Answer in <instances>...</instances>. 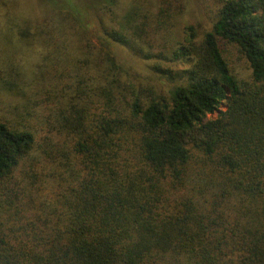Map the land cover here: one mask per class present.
<instances>
[{"label": "trees", "instance_id": "1", "mask_svg": "<svg viewBox=\"0 0 264 264\" xmlns=\"http://www.w3.org/2000/svg\"><path fill=\"white\" fill-rule=\"evenodd\" d=\"M221 1L167 53L170 17L148 0H96L104 40L83 44L71 3L53 29L80 39L50 83L3 74L19 99L0 110V264H264V0Z\"/></svg>", "mask_w": 264, "mask_h": 264}, {"label": "rangeland", "instance_id": "2", "mask_svg": "<svg viewBox=\"0 0 264 264\" xmlns=\"http://www.w3.org/2000/svg\"><path fill=\"white\" fill-rule=\"evenodd\" d=\"M53 1L54 3L46 0H0V110H6L12 101L19 99L15 93L4 90L7 82L3 81L5 79L3 74L9 72V69L14 73H19L17 86L20 85L25 89L30 84L26 81H31V77L40 78L39 81L34 82L36 84H49L50 81H46L49 73L56 65L60 66L69 58L64 54V48L69 47L67 52L74 51V43L79 41L80 35L70 37L68 35V41H64V36L54 31L56 28H66L63 26L65 24L63 15L57 10H66L71 3L85 7L89 14L88 21L91 23L88 25L86 37H83L80 43L83 44L89 37L92 42L104 40L98 20L103 19L106 24L107 18L94 9L96 0ZM118 1L122 10L128 9L133 2V0ZM148 1L152 3L148 6L151 13L155 14L163 9L170 17V23L167 24L171 27L170 32L162 41H157L153 47V50H162L164 53H167L177 40H182L183 29L187 25L191 24L197 28V35L200 39L203 32L211 28L214 16L222 3L221 0ZM66 20L70 21L69 17ZM163 45L165 48H162ZM109 47L117 60L130 72L144 75L149 73L151 60H145L132 54L121 44L110 43ZM222 49H228L225 55L238 75L247 76L249 73L247 63L237 50L230 45H224ZM168 64L172 67L179 66L175 62Z\"/></svg>", "mask_w": 264, "mask_h": 264}]
</instances>
